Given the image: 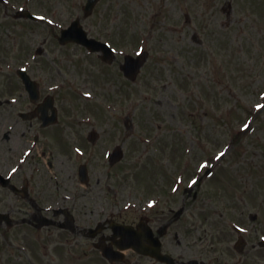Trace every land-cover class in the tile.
<instances>
[{
	"label": "rangeland",
	"instance_id": "obj_1",
	"mask_svg": "<svg viewBox=\"0 0 264 264\" xmlns=\"http://www.w3.org/2000/svg\"><path fill=\"white\" fill-rule=\"evenodd\" d=\"M84 2L0 5V98L16 102L0 105V113L16 119L18 110L27 109L16 69L29 64L42 96L55 98L59 114L54 127L42 130L34 158L21 170L35 199L0 188V209H9L15 223L0 224V264H113L97 257L93 244L99 236L84 232L116 215L136 223L159 215L157 223L190 225L200 222L194 209L204 207L233 211L223 223H242L236 214L241 207L259 214L253 224L264 233V0H100L87 17ZM18 7L44 20L18 18ZM76 16L89 34L117 46L112 63L103 64L78 45L58 43L60 28ZM139 45L148 59L129 80L121 69L123 55ZM89 131L96 133L92 142ZM115 145L123 157L110 164ZM10 154L16 156L12 149ZM209 154L221 156L223 167L188 191L161 197L148 211V199L171 185L176 169L196 174L197 161ZM82 162L90 176L86 185L78 178ZM63 196L71 198L64 206L83 232L22 222L30 218L28 211L56 206V198L65 202ZM175 208L191 213L176 216ZM127 258L147 263L131 252Z\"/></svg>",
	"mask_w": 264,
	"mask_h": 264
},
{
	"label": "flooded vegetation",
	"instance_id": "obj_2",
	"mask_svg": "<svg viewBox=\"0 0 264 264\" xmlns=\"http://www.w3.org/2000/svg\"><path fill=\"white\" fill-rule=\"evenodd\" d=\"M183 8L186 11V7L183 6ZM211 9L212 7L206 8L209 12H211ZM26 100L28 101L27 97ZM4 103L11 105L8 100L4 102L0 100V105H4ZM39 103L38 100L34 103L29 102L27 109L18 110L16 119H10L12 114L4 113L3 115L0 113V126L1 128L4 127L0 131V174L4 177L9 176L11 181L8 185H2L0 182V188L22 199L34 198L33 193L29 191L27 180H21L23 177L22 172L17 171L13 174L11 172L14 164L17 165L18 169L21 167L18 157L22 156L24 150L31 144L38 143L41 140V112H36ZM21 113H30V116L25 118ZM7 143L11 145L6 146ZM11 149L16 152V156L13 157L15 160L12 159L10 154ZM4 166H6L5 169H3ZM24 182H26V190L17 193L16 188H19V183L23 184ZM170 186L160 192L163 197L168 196ZM233 208L235 209V207ZM175 210L177 211L174 213L179 212L176 216L181 215L180 213L183 212L186 214L191 213L190 208H175ZM194 210L198 221L202 223L183 225L169 222V224H166L168 220L164 223H157L155 219H159V215H148L142 218L143 220L140 218V221L146 223L151 229L153 236L159 238L161 252L171 256V262L159 261L156 258L137 254L131 250L128 251V255L131 252L143 257L147 261L145 264H264V242H261L259 238L261 235V232H259L260 227L253 224V221L259 217L257 212L252 214L248 208L243 209L240 207L236 214L239 217L238 219H243L242 223H237L231 218H229L228 223H223V216L227 213L234 214L233 211L212 209L213 211L210 212L204 207H197ZM0 212L9 213V209H0ZM169 213H173V210ZM35 217L36 215L30 216L31 219H35ZM62 218V223L59 224H67V219L64 216ZM114 218V221L118 223L137 226L134 221L127 222L125 219H117V215ZM73 224H70L71 229L65 230L74 231L76 227ZM77 229L83 232L82 228ZM262 229L264 230V228ZM262 235L264 236V233ZM106 238V235L101 236V240ZM143 242L151 245L147 239H144ZM128 255L123 261H117L114 264H134L137 262L138 259H129L127 258Z\"/></svg>",
	"mask_w": 264,
	"mask_h": 264
},
{
	"label": "water",
	"instance_id": "obj_3",
	"mask_svg": "<svg viewBox=\"0 0 264 264\" xmlns=\"http://www.w3.org/2000/svg\"><path fill=\"white\" fill-rule=\"evenodd\" d=\"M96 1L97 0H88L87 4L85 6V12H89L92 9V7H93V5L95 4ZM71 35H73L72 29L65 30L63 32L62 37H60V41L61 42H66L67 40L70 39V36ZM141 59L142 58H140L139 60H137V64H134V67H135L134 71L130 70L132 73H130V71L127 72V70H129V68L126 69V67H124V70H125V72H126L127 75L133 76L135 74L136 70H138L139 66L142 64V60ZM130 61L133 62L132 60H130ZM119 158H120V152L117 151V160Z\"/></svg>",
	"mask_w": 264,
	"mask_h": 264
},
{
	"label": "snow or ice",
	"instance_id": "obj_4",
	"mask_svg": "<svg viewBox=\"0 0 264 264\" xmlns=\"http://www.w3.org/2000/svg\"><path fill=\"white\" fill-rule=\"evenodd\" d=\"M246 127H247V126H246ZM220 155L222 156V155H224V153H221ZM217 159H219V157H217ZM193 183H195V181H193Z\"/></svg>",
	"mask_w": 264,
	"mask_h": 264
}]
</instances>
